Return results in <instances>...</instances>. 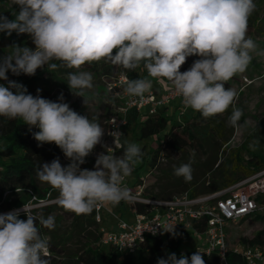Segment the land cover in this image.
Segmentation results:
<instances>
[{"label":"clouds","instance_id":"1","mask_svg":"<svg viewBox=\"0 0 264 264\" xmlns=\"http://www.w3.org/2000/svg\"><path fill=\"white\" fill-rule=\"evenodd\" d=\"M19 11L13 19L0 13V33L27 34L34 47L12 45L0 57V117L20 119L38 128L33 138L38 146L54 143L70 161L62 166L59 158L35 169L37 179L59 193L58 203L77 215L91 214L103 205L131 203L135 198L122 186L142 159L135 142L114 146L115 155L103 145L105 131L98 118L80 115L64 102L28 93L25 85L9 80L7 73L34 76L38 69L49 73L59 68L79 70L85 64L104 60L125 70L143 67L148 77L170 82L185 109L209 119L232 112L228 124L238 127L243 111L234 106L237 91L225 87L237 74L244 73L256 51L248 36V21L256 10L255 0H10ZM190 56L191 67L181 72ZM67 84L74 95L84 97L94 87L87 71H70ZM152 79H129L123 89L128 96L143 99L152 90ZM86 104V101L84 99ZM123 135V133H120ZM259 141L250 147L255 148ZM97 145L106 153L96 157L94 170L82 169ZM173 173L185 182L193 179L191 163L174 166ZM23 212L27 219H21ZM49 230L55 218L34 216L24 205L0 214V264H51ZM173 237L174 228L166 230ZM155 235V232L153 233ZM199 250L187 257L170 253L157 264H205Z\"/></svg>","mask_w":264,"mask_h":264},{"label":"trees","instance_id":"2","mask_svg":"<svg viewBox=\"0 0 264 264\" xmlns=\"http://www.w3.org/2000/svg\"><path fill=\"white\" fill-rule=\"evenodd\" d=\"M14 44L34 47L29 36L25 37L22 41H18L15 32L11 36L0 33V52L7 50ZM186 62L188 65L181 66V72L191 67L192 63L188 59ZM107 68L112 69V66L108 65ZM61 70L59 68L51 71L49 74L61 82L63 86L68 87L66 86L67 82H64L57 75V72H61ZM48 71L47 68L38 69L36 74L31 77L24 74L19 76L12 75L11 80L22 83L26 86L28 93L36 96L39 85L49 81L44 76V73ZM126 74L131 79L139 78L137 70H129ZM118 75L115 73L111 75V78ZM0 84L6 86L7 81L0 80ZM83 98L87 97L84 96ZM106 98L101 103L105 119L110 115L112 104L115 100L114 97L109 95ZM51 100L57 101V98H52ZM137 116L138 110H130L127 117V125L134 121ZM166 122V118L157 112L149 114L141 123L140 137H148L162 131L165 128ZM228 129L229 126L226 123L225 117L217 115L205 119L199 112H196L190 120L184 123L171 124L163 133L159 145L152 153L150 167H155L161 159H168L186 146L194 147L196 145L198 148L204 149V143L208 141L212 143L214 141L225 147L232 135L231 129ZM37 131L39 129L35 127L30 131L29 127L20 119L10 120L0 117V212L20 209L29 202L37 203L41 200H52L51 203L38 207L45 218L54 210L59 209L70 214L73 225L78 226L79 230L83 228L85 222L89 226L96 225L94 211L91 214L77 215L65 210L58 203V191L48 184L42 185L43 183L37 179L35 169L38 166H42L46 162L50 163L57 157L60 160L64 156L62 150L54 143L38 146V142L33 138V133ZM124 142L125 140L122 138L121 143ZM243 149L247 153L246 157L241 152ZM122 152L123 149L118 148L115 155H122ZM209 160L206 164H209L208 167L210 168L208 171L212 172L211 177L208 181L192 179L188 183V190H185L190 195L194 196L214 192L264 169V154H259L251 148H243L242 145L231 150L226 159L221 160L215 156L212 160ZM173 191L161 195H151L143 191L142 196L151 199H167L174 195H172ZM130 208L137 212H148L150 205L131 202ZM32 210L35 212L36 208ZM20 218L27 219L23 213L20 214ZM37 226L40 227L43 234L44 228L39 224ZM187 233L190 232H186L185 234ZM91 236L88 238V245L72 253H66L57 242L50 238L51 264H157L158 258H166L170 253H176L177 257L183 253L190 258L193 253L198 251H182L180 249L182 238L173 237V235H167L165 239L149 236L140 243L137 249L132 252H123L119 256V252L111 245L107 252L103 251L102 246L97 244L98 237L93 234ZM242 242L246 244L264 243V229L258 231L251 239L243 238ZM203 258L205 264H218V255L214 252L209 255H203ZM227 260L229 264H246L242 256L231 249L227 253Z\"/></svg>","mask_w":264,"mask_h":264},{"label":"rangeland","instance_id":"3","mask_svg":"<svg viewBox=\"0 0 264 264\" xmlns=\"http://www.w3.org/2000/svg\"><path fill=\"white\" fill-rule=\"evenodd\" d=\"M255 3L256 10L248 21V36L255 41L257 49L252 53L253 59L247 70L244 73L237 74L225 84L226 88L231 87L237 91L238 96L234 102V106L243 111V116L241 117L238 127H232L228 124V117L232 112V107H230L224 114H221L222 117H225L226 123L232 132L228 144L225 147H222V144L218 142L213 141L211 143L208 141L204 143V149L198 148L196 145L194 147L186 146L180 152L168 159H161L155 167H150L152 153L159 145L163 133L171 124H177L189 120L194 114V111L190 108L186 110L180 100L181 98H176L170 101L167 110L158 107L157 110H159L166 118L167 122L165 128L158 133L142 138L140 137V126L146 114V108H140L137 118L127 125L124 130L125 133L123 134L125 141L139 144L143 153L141 161L134 166L132 174L124 179V182L127 183L130 190H135L138 184L143 183V191H146L148 194L161 195L174 190L172 195H176L188 190L189 182H185L182 177H176L174 175V166L190 162L193 168V179L208 181L212 172L208 171L210 167H208L209 164L206 163L207 161H210L209 159L212 160L215 156L221 160L226 159L230 151L240 145H242L243 148H251L259 154H264V0H255ZM14 11L18 12L19 8L12 6L10 0H0V13L13 19L14 17L12 13H14ZM25 37H28V35L16 34V39L18 41H22ZM10 51L11 49L8 48L7 50L0 52V57L6 55V52ZM187 59L193 63L198 57L190 56ZM108 65L112 66V69L107 68ZM61 69V72H57V75L64 82H67V73L70 71H87L92 73L94 87L91 90L85 91V96L87 98L74 95L68 87L63 86L61 82L54 79L49 72L44 73V76L47 77L49 81L39 85L38 89L41 90L39 95L51 100L52 98H58V96L63 93L64 100L69 104L71 109L80 115H88L90 119L98 118V122L105 131L103 145H108L109 141L106 135V119L103 114L101 103L107 99L106 97H108L109 84L112 79L111 75L115 73L120 74L121 72L127 73L129 70L113 66L104 60L85 64L79 70ZM135 70L138 71L141 78L147 77L152 79L153 86H161V84L164 83L163 78L153 79L148 77L147 70L142 66ZM7 75L9 80H11L12 73L9 72ZM66 86H68V84ZM180 110H183L182 114H179ZM254 141H259V143L255 148L250 147ZM103 145H97L93 152L86 157V162L80 166L82 169L86 168L94 170L96 157L102 152L106 153V148ZM204 150L205 152H203ZM242 151L246 152L245 149ZM60 163L62 166H67L70 161L64 157L60 160ZM134 183L136 184L134 185ZM45 184L46 183H43L42 185ZM51 202L52 200H41L37 203L29 202L25 206L34 216L39 217L42 215V212L38 207ZM22 208L23 207L20 209ZM34 208H36L35 212L32 210ZM130 209V203L123 201L116 206L103 205V209L100 213L102 222H97V224L93 226H89V224H86L85 222L81 230L78 229V226L73 225L72 218L68 212L57 209L49 215L55 218L54 229L49 230L43 227V235H47L57 242L66 253L75 252L81 247L88 245V238L92 237L91 234L98 237L97 244L101 245L100 229L102 227L107 230L111 229L112 224H114L118 218L127 220L131 211ZM3 213L8 212H0V214ZM262 229H264V220L262 219L255 220L249 218L240 221L235 225L228 224V227L226 228L228 231V244L230 247L236 244H241L243 243V238L251 239ZM165 238L166 235H163L162 239ZM101 246L105 252L110 248V245ZM204 246L203 238L200 235L187 233L181 239L180 249L182 251L199 250ZM121 254L122 252L119 251L118 255L121 256ZM253 264H264V261H257Z\"/></svg>","mask_w":264,"mask_h":264},{"label":"built area","instance_id":"4","mask_svg":"<svg viewBox=\"0 0 264 264\" xmlns=\"http://www.w3.org/2000/svg\"><path fill=\"white\" fill-rule=\"evenodd\" d=\"M186 65L187 62L182 66ZM129 79L131 78L122 72L112 78L109 84L108 95L115 100L111 113L106 119V135L109 141L108 150L114 154L118 149L114 146V136L119 135L120 141L122 140L123 135L120 133L124 134L130 110L147 107L152 114L157 112L158 107L166 106L170 101L180 98L167 80L161 95H157L152 88L150 94L146 93L143 99L128 96L123 89ZM122 186L129 189L124 180ZM143 190V183L138 184L135 190H130L135 198L132 202L148 204L150 210L148 212L133 210L132 222L118 218L115 230H106L102 227L101 245H111L122 253L132 252L147 237L173 235L166 230L174 228L179 234L176 237L179 238H182L186 232L200 235L205 246L199 251L203 255L216 253L218 264H229L227 260L229 249L240 254L246 264L264 261V243H241L230 247L226 230L228 224L235 225L245 219L264 220V169L214 192L200 195L193 196L188 191H184L167 199H151L142 196ZM102 209L103 206H100L94 210L96 222L102 221L100 214Z\"/></svg>","mask_w":264,"mask_h":264},{"label":"crops","instance_id":"5","mask_svg":"<svg viewBox=\"0 0 264 264\" xmlns=\"http://www.w3.org/2000/svg\"><path fill=\"white\" fill-rule=\"evenodd\" d=\"M138 77L139 78H141L140 76H139V74H138ZM165 87H166V79H164V83L163 84H161V86H159V85H157V86H153L152 88L156 91V93H157V95H161L162 93H163V90L165 89ZM181 100V99H180ZM146 108V114H145V116H144V118L146 117V116H148L149 114H150V111H149V108H147V107H145ZM162 109H168V105H166V106H163L162 107ZM189 109V108H188ZM188 109H186V110H188ZM182 112H183V110H180V112H179V114H182ZM157 113L158 114H161L160 113V111L159 110H157ZM196 113V111H194V114ZM138 114H139V110H138ZM194 114L191 116V118L194 116ZM161 115H163V114H161ZM143 118V119H144ZM191 118H189V120L191 119ZM181 123H184V122H179V123H177V124H181ZM125 133V132H124ZM242 152V154H243V156L244 157H246L247 155V153L246 152H244V151H241ZM137 182H138V180H137ZM136 182V183H137ZM136 183H134V185L136 184ZM132 190V189H131ZM133 191V190H132ZM131 211H130V213H129V218L126 220V221H128V222H132L133 220H134V212H133V210L132 209H130ZM102 222V221H101ZM116 222L117 221H115V223L114 224H112V228L111 229H108V230H115L116 229ZM104 228V227H103ZM105 229V228H104ZM107 230V229H106Z\"/></svg>","mask_w":264,"mask_h":264}]
</instances>
